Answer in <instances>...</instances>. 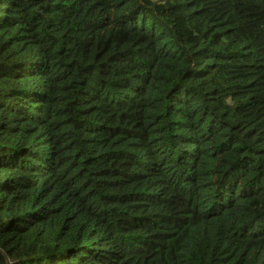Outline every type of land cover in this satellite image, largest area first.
Returning a JSON list of instances; mask_svg holds the SVG:
<instances>
[{
	"label": "trees",
	"instance_id": "1",
	"mask_svg": "<svg viewBox=\"0 0 264 264\" xmlns=\"http://www.w3.org/2000/svg\"><path fill=\"white\" fill-rule=\"evenodd\" d=\"M0 264H264V0H0Z\"/></svg>",
	"mask_w": 264,
	"mask_h": 264
}]
</instances>
